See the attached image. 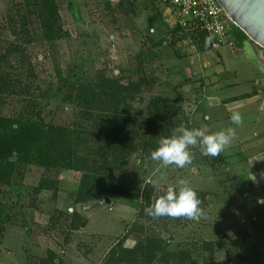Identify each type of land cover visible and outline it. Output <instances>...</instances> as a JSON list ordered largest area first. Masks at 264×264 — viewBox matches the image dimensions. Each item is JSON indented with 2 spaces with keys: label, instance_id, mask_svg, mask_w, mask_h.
<instances>
[{
  "label": "rangeland",
  "instance_id": "374dc122",
  "mask_svg": "<svg viewBox=\"0 0 264 264\" xmlns=\"http://www.w3.org/2000/svg\"><path fill=\"white\" fill-rule=\"evenodd\" d=\"M56 3L62 36L53 40L46 33L44 17L36 0H0V115L38 120L48 127L82 133L88 143L75 149L91 159L92 175L103 174L107 164L112 172L107 182L116 183L123 193L133 198L111 194V204H101L98 200L77 203L78 172L18 163L10 181L0 182V264H44L51 257L50 251L57 253L64 264H104L117 245L124 243L125 248H134L149 236L163 240L166 250L178 252L190 246L193 257L185 264H264L263 191L255 187L252 194H244L241 185L233 187L232 180L233 171L243 172L244 166H251L247 160L252 153L232 155L234 168L225 172L232 197L224 202L220 201L219 194H214H223L225 190L209 166L192 162L183 169L175 165L160 168V162L147 155L146 151L153 150V144L145 148V141L156 136L154 143H158L162 136L170 135L172 129L181 124L193 128L191 105L184 104L187 107L184 112L165 113L161 120L148 106L153 97L168 96V91L158 83L145 80L146 72L151 78L161 76L165 80L163 69L157 59L154 65L144 61L142 51L147 50L144 47L147 43L140 38L137 40L132 32L136 26L144 29V11L157 6L160 0H56ZM168 35L175 46L178 34ZM156 43H161L160 38L155 39L153 45ZM189 44L184 43L186 48L191 47ZM239 50V54L228 53L229 48H223L221 63H217L215 50L201 55L200 63L204 65L209 61L210 64L205 70L215 68L223 79L220 86L227 85L223 90L211 85L212 77H207L206 72L200 71L199 63H195L193 67L198 68L195 79L204 76L205 97L208 95L215 100L222 95L239 94L258 83L264 86V48L244 39ZM166 54L168 64L181 67L180 74L184 72V77L187 76L188 60L178 58L171 48ZM192 54L194 61L198 60L197 53ZM59 69L64 76H76V84H64L58 75ZM105 76L135 84L139 93H134L127 103L118 107L115 99L89 104L79 98L82 85L95 88L103 84ZM165 78L171 79L170 83L175 81L168 76ZM194 83L190 86L195 94L202 95L200 80ZM233 84L236 85L233 87ZM208 110L210 108L204 112ZM213 111L214 116L219 117L214 124H226L221 130L228 128L229 113L239 111L242 114L243 124H233L239 146L225 153L236 149L248 152L253 145L240 143H246L243 138L249 137L254 130L262 131L264 100L238 104L231 111L216 103ZM147 119L160 126L157 134L152 128H146L144 121ZM190 151L202 161L204 155H199V145ZM44 176L57 182V186L41 188ZM180 179L190 181L193 188L208 190L205 192L210 196L206 200L198 195L204 217L199 220L143 217L133 222L135 210L139 212L138 206H144L148 186H157L153 193L158 196L164 194L165 187L176 185ZM88 218L89 225L84 232L81 231L83 227L75 229ZM126 223L127 228L135 225L131 234H123L125 237L119 242L121 237L118 236ZM205 240L219 243L215 255L202 249ZM164 253L161 251L157 261ZM113 255L117 256V251Z\"/></svg>",
  "mask_w": 264,
  "mask_h": 264
},
{
  "label": "trees",
  "instance_id": "16d2710c",
  "mask_svg": "<svg viewBox=\"0 0 264 264\" xmlns=\"http://www.w3.org/2000/svg\"><path fill=\"white\" fill-rule=\"evenodd\" d=\"M39 5V9L44 17V25L46 33L52 39L60 38L61 28L59 27L58 7L56 0H36ZM230 32H232L233 39L237 41V46L240 47L244 39H249L245 32L235 24L231 23ZM172 35L178 37L182 35L191 41L199 51H205L210 48L209 40L206 32L200 29L188 28L184 30L179 25L172 28ZM230 34V35H231ZM158 50H143L145 54L144 61L147 64H153L160 56ZM139 57V55H138ZM141 63V62H140ZM156 63V62H155ZM142 64V63H141ZM158 64L160 65L159 61ZM145 80H150L154 83L162 85L161 77L151 78L148 72ZM58 75L64 84H76L74 75L69 74L64 76L61 69L58 70ZM102 83L97 87H90L82 85L79 88V98L88 102L89 104L104 103V99H115L118 105L127 103L134 95L139 93L138 87L135 84H125L121 78H113L105 76L102 79ZM137 98V97H135ZM142 99V98H141ZM107 103L104 104V106ZM149 108L154 110V114L158 119H162L163 114H172L173 110H179V102L177 98H173L167 95H157L153 97L149 102ZM126 118H123L125 121ZM146 128H152L155 130V134L160 131V126L156 122L147 119L144 121ZM156 136L152 139L145 141L144 147L148 148L150 144L153 150H155L159 144L154 143ZM88 138L83 136L80 132H74L71 130H64L61 127H48L45 123L32 120V119H12L0 115V182L8 183L18 163L35 164L44 166L48 169H64L80 174L79 191L77 193L76 202L86 203L91 200L102 201L105 197H111V194L122 195L126 198H133L132 195L123 193L114 183L110 185L107 182V177L112 174L111 171L105 168L103 174L92 175L94 172L91 167V159L85 155L80 154L79 150L75 149L80 144H87ZM152 150V151H153ZM152 151H146L147 155L151 157ZM219 157V156H218ZM214 157L212 161L215 164L221 159V157ZM218 159V160H217ZM216 167V166H213ZM57 182L50 180L49 177L44 176L40 182L41 188H53L57 186ZM157 186L150 185L145 189L144 194V206L139 205L136 212V218L141 219L143 217L149 219H155L145 214L144 209L150 206L154 202L155 196L154 190ZM167 188V187H165ZM166 190V189H165ZM197 191V190H196ZM164 192V191H162ZM198 195H202L203 200L209 198V193L205 191H197ZM88 220H83L82 224L78 225L75 229H81L85 227ZM133 223V222H132ZM136 223V219L134 221ZM135 225V224H134ZM132 224V226H134ZM131 226V228H133ZM131 228L127 229L125 236L130 235ZM121 236L119 242L125 236ZM118 242V243H119ZM219 243L215 240H205L202 242V249L208 252L210 255H215L219 248ZM117 251V256L113 255V252ZM161 251H164L161 260L157 261L160 257ZM51 257L45 261L44 264H64L62 259L57 253L50 251ZM193 249L184 248L177 252V250H166V244L163 240L157 237L149 236L143 244L135 246L134 248H125L124 243L117 245L109 252L110 255L104 264H185L189 262L193 257ZM113 257V259H112ZM173 259V260H172ZM157 261V262H156Z\"/></svg>",
  "mask_w": 264,
  "mask_h": 264
},
{
  "label": "crops",
  "instance_id": "0c3cea01",
  "mask_svg": "<svg viewBox=\"0 0 264 264\" xmlns=\"http://www.w3.org/2000/svg\"><path fill=\"white\" fill-rule=\"evenodd\" d=\"M154 7L150 10L147 9L144 11L145 14H143L144 16H142V17H145L146 19L145 22H143L144 29L140 30V28L136 26L135 24L136 27L134 29V32H132V36L135 37L137 40L140 38L142 39V41H146L147 47L146 46L144 47L147 50L151 48L155 51L158 50L157 52L160 51V56H157V60L159 61L161 68L163 69L162 76L165 79L163 80V78L160 76L162 80L161 88H165L168 91V96L177 98V99L179 98L178 101H179V107H180L181 112L183 110L186 111L185 108L187 107L185 105H187L188 107L191 105L192 107L191 117L192 118L190 120L193 125V128H202L205 130L206 133L211 134V133H214L215 131L217 132L221 130L222 128L226 126V124L222 126L220 125V123L214 124L219 119V117L214 116L215 112L213 111L214 105L216 103H221V105L224 106L228 111H231L232 107L234 108L235 105L245 104L247 102L258 103L260 100H264V91H263L264 86H261L260 83H258V86H253L251 89L245 90L239 94H235V95L226 94V95L220 96L218 99H215V100H212V98L208 97V95L207 97H205L204 93H207V89L205 88V81L203 80L204 76L202 79L201 78L195 79V77L198 76L196 75L198 73V68L193 67L195 63L196 62L199 63L200 71L206 72L207 77H210V78L212 77L213 82L211 83V85L218 87L220 86V84L223 83V79L221 78V76L220 77L218 76L219 73L215 68L212 67L209 70H205L206 67L210 66V64H209V61H207V63L202 65L200 63L202 61L201 55L209 54L211 51L215 50L218 56L217 63H221L223 62L222 59H224V54L221 52L223 48L225 49L229 48L228 53L230 52L238 53L240 51L239 47L237 45L226 44L220 47L219 49H208L205 51H199L196 48V46L191 43L189 39L185 37H180V36L178 37L176 45L174 46L172 45L171 40L169 39L170 37L168 38L169 36L168 33L171 34V31L173 28L172 26L175 21L174 12L169 7L163 5L162 3H159L157 4V6H154ZM137 11H141V9H138ZM156 14H157V17H156ZM157 37L160 38L161 43L159 44L156 43L157 45L154 46L153 43L155 39H158ZM230 37L233 38L232 34L230 35ZM142 41L139 40L141 44H144ZM183 42L186 44L189 42L190 43L189 45L191 47L186 48ZM168 48L173 49L175 55L181 60H184V61L188 60L187 76L184 77V72H182L183 75L180 74L181 69H182L181 67L168 64V62L166 61V55H167L166 52ZM192 53H197L198 60L194 61V58H192L193 56ZM165 76H168V78H173L172 80H175V81L170 83L169 81L171 79L168 80L165 78ZM198 80H200L201 82L200 88L203 93L202 95H196L194 92V89L190 86L191 83H194V81L197 82ZM235 85L236 84H233L232 86L234 87ZM225 86H220V89L223 90ZM213 96H216V95H213ZM209 108L211 112L210 110L208 111L212 113L213 116H210L211 114L209 113L208 118H206V114L208 111L204 112V110L209 109ZM230 116L231 115L229 113V116H227L228 117L227 122H229L228 128L229 127L233 128L234 126L230 120ZM236 137L237 136L235 135L232 140L231 145L226 147L224 151L221 152V154L219 155L221 159L218 157L220 160L217 161L215 164L212 163V161L214 160V157H210V156H207V157L203 156L202 161H200L201 157L199 158L197 157V155H195L192 161V162L201 163L204 166H209V168L212 169L215 172V174L218 176L217 178L220 181V184L222 185L225 191L223 194H220L218 192H215L214 194H219L221 202H224L226 198H229L230 196L232 197V190L227 185L228 179H225V172L231 171L234 168L233 167L234 162H231V159H232L231 157L232 155L236 153L241 154V155L252 153L251 155L248 156V160H247L251 164V166H244L246 169L243 172L242 170L233 171L235 172V175H233L232 177L233 183H235L233 187L237 188L236 186L241 185V190L242 189L244 190L243 191L244 194L249 193L248 195L252 194L251 193L252 189L257 187L258 189H261L264 194V126H262V131L254 130L249 137L243 138V141H247V142L240 143V144L244 146L253 145L252 148L247 149L248 152L243 149H236L232 153L226 154L225 152H227L226 151L227 149H234L237 146H239L237 144L239 143V141H237L238 137L237 138ZM199 155H202V154L199 153ZM241 155H238V156H241ZM213 166H216V167H213ZM239 167L240 166H238L237 168ZM196 171L198 172L199 168L196 169ZM194 189L197 191H208V190L200 189V188H194ZM210 192H213V191H210ZM136 212L137 210H135L133 222L136 219ZM88 225H89V218H88L87 225L83 227L81 231L84 232V230L88 227ZM127 225L128 223L125 224L124 231L118 236V238H120L121 236H123V234H125V232L129 228V226L127 228Z\"/></svg>",
  "mask_w": 264,
  "mask_h": 264
},
{
  "label": "clouds",
  "instance_id": "9594fccd",
  "mask_svg": "<svg viewBox=\"0 0 264 264\" xmlns=\"http://www.w3.org/2000/svg\"><path fill=\"white\" fill-rule=\"evenodd\" d=\"M233 124L241 126L243 116L239 111H233L230 116ZM235 130L231 127L211 134L202 128H188L183 124L172 129L171 134L159 139V146L150 155L153 161L160 162V168L175 165L183 169L193 161L191 148L199 145L204 156L218 157L222 151L231 145ZM197 191L187 179L178 180L176 185H169L164 194L154 197V202L144 209L145 214L153 218H187L199 220L205 216L200 206Z\"/></svg>",
  "mask_w": 264,
  "mask_h": 264
},
{
  "label": "built area",
  "instance_id": "2783aa9c",
  "mask_svg": "<svg viewBox=\"0 0 264 264\" xmlns=\"http://www.w3.org/2000/svg\"><path fill=\"white\" fill-rule=\"evenodd\" d=\"M175 14L172 27L179 25L187 31L192 27L206 32L211 49L231 44L235 41L230 37L231 21L220 6L218 0H160Z\"/></svg>",
  "mask_w": 264,
  "mask_h": 264
},
{
  "label": "water",
  "instance_id": "95a60500",
  "mask_svg": "<svg viewBox=\"0 0 264 264\" xmlns=\"http://www.w3.org/2000/svg\"><path fill=\"white\" fill-rule=\"evenodd\" d=\"M230 21L256 45L264 48V0H218ZM99 203L111 204L105 197Z\"/></svg>",
  "mask_w": 264,
  "mask_h": 264
}]
</instances>
